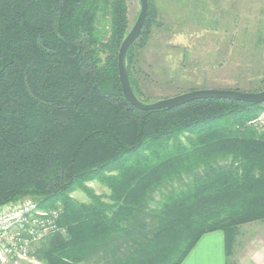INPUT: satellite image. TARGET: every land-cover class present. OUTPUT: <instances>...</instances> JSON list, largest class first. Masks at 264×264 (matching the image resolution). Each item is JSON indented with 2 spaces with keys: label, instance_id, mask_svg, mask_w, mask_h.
<instances>
[{
  "label": "trees",
  "instance_id": "obj_1",
  "mask_svg": "<svg viewBox=\"0 0 264 264\" xmlns=\"http://www.w3.org/2000/svg\"><path fill=\"white\" fill-rule=\"evenodd\" d=\"M202 2L171 25L201 24ZM148 3L126 55L147 104L141 57L170 25ZM131 28L128 0H0V205L62 209L64 232L35 245L37 264H181L204 235L222 232L230 252L240 227L264 222V133L252 125L264 103L134 109L117 70ZM263 90L264 73L250 93Z\"/></svg>",
  "mask_w": 264,
  "mask_h": 264
},
{
  "label": "rangeland",
  "instance_id": "obj_2",
  "mask_svg": "<svg viewBox=\"0 0 264 264\" xmlns=\"http://www.w3.org/2000/svg\"><path fill=\"white\" fill-rule=\"evenodd\" d=\"M205 3L210 9L201 24L190 17L187 25L178 27L170 23L168 1L157 0L163 22L170 25L166 31L154 32L141 57V85L152 101L172 98L191 89L250 92L257 88L264 73V43H261L264 0H206ZM128 6L132 27L140 8L137 0H128ZM259 119L262 121L256 130L261 134L264 110L253 123ZM87 187L97 195L108 193L97 183ZM72 196L87 201L82 193ZM23 263L37 264L33 259Z\"/></svg>",
  "mask_w": 264,
  "mask_h": 264
},
{
  "label": "built area",
  "instance_id": "obj_3",
  "mask_svg": "<svg viewBox=\"0 0 264 264\" xmlns=\"http://www.w3.org/2000/svg\"><path fill=\"white\" fill-rule=\"evenodd\" d=\"M262 119L253 123L257 128ZM13 204V205H12ZM59 204L44 210L32 199L0 205V264H20L31 260L33 248L45 238L63 233L58 226Z\"/></svg>",
  "mask_w": 264,
  "mask_h": 264
},
{
  "label": "crops",
  "instance_id": "obj_4",
  "mask_svg": "<svg viewBox=\"0 0 264 264\" xmlns=\"http://www.w3.org/2000/svg\"><path fill=\"white\" fill-rule=\"evenodd\" d=\"M167 1L170 15L175 18L180 16L182 6L186 9L206 0ZM181 264H264V222L240 227L230 252L222 232L204 235Z\"/></svg>",
  "mask_w": 264,
  "mask_h": 264
},
{
  "label": "water",
  "instance_id": "obj_5",
  "mask_svg": "<svg viewBox=\"0 0 264 264\" xmlns=\"http://www.w3.org/2000/svg\"><path fill=\"white\" fill-rule=\"evenodd\" d=\"M137 1L139 3L140 8L139 14L131 30L121 43L117 55L118 81L120 84L121 92L127 103H129L134 109L140 112L171 110L173 108L180 107L186 103L201 99L229 100L248 104L264 103V90L257 93H250L241 92L237 90L220 89H202L190 91L172 98L163 99L149 104L139 101L131 89L126 69L127 51L140 35L149 7L148 0Z\"/></svg>",
  "mask_w": 264,
  "mask_h": 264
}]
</instances>
